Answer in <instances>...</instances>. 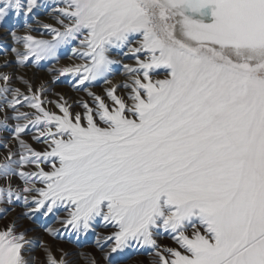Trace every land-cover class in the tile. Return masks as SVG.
<instances>
[{
    "label": "snow or ice",
    "instance_id": "obj_1",
    "mask_svg": "<svg viewBox=\"0 0 264 264\" xmlns=\"http://www.w3.org/2000/svg\"><path fill=\"white\" fill-rule=\"evenodd\" d=\"M64 5L55 11L71 23L59 20L64 31L45 25L52 40L12 33L26 49H12L19 63L54 57L62 44L83 37L86 50L78 54L90 64L60 74H75L81 85L101 78L111 85L108 76L120 61L110 53L127 49L123 54L135 57L136 66L123 65L131 83L122 87L132 103L116 95L119 86L106 89L111 109L90 92L98 106L94 113L84 104L82 126L80 114L73 118L66 104L58 103V116L45 110L39 93L29 97L7 83L0 86V99L17 113L12 118L24 121L13 129L19 159L9 153L0 163V179L19 175L25 185L0 187V203L27 205L29 196L22 193H36L32 212L44 209L47 215L67 206L63 223L77 233L100 217L117 229L107 237L113 253L151 249L153 264H264V0ZM37 6V0H0V21ZM158 71L164 77L154 79ZM22 101L37 112H20L15 106ZM7 119L0 127L7 128ZM30 126L39 132L33 138L42 137L50 150L36 151L21 138ZM46 163L51 171L41 167ZM28 165L39 170L23 171ZM162 234L179 247L161 250ZM31 243L14 226L0 230V264H30L22 250ZM45 251L47 264H66Z\"/></svg>",
    "mask_w": 264,
    "mask_h": 264
},
{
    "label": "bare ground",
    "instance_id": "obj_2",
    "mask_svg": "<svg viewBox=\"0 0 264 264\" xmlns=\"http://www.w3.org/2000/svg\"><path fill=\"white\" fill-rule=\"evenodd\" d=\"M37 2L38 6L33 9L32 13L28 15L22 13L19 16L11 14L3 21H0V75L7 74L10 77L8 82L0 80V86H4L5 83H7L9 88H19L24 95L29 97H31L33 93L40 94L41 86H43V92L46 94L43 97L48 101L47 104L50 102H58L55 96L61 93L63 97H66V101L70 106L72 105L75 108L80 107L81 109L85 108L84 104H87L89 108H91L92 105H94L93 107L96 106L95 104H97V101L94 99L93 95L89 94L90 92L94 93L96 96H103L107 100L112 101L110 97H108L106 91V89L112 86H119L116 92L118 97L125 100L129 98L130 90L122 87V85L124 83H131V79L130 74L125 72L123 65L129 64L135 67L136 60L131 54H123L127 49H113L110 53L112 59L120 61V63L112 66L113 72L108 76V79L112 81L111 85L106 84L101 78L92 82L85 81V85H87L86 88L85 85L79 84V77L75 74H60V70L63 68L90 64L88 58H81L78 54L86 50L84 46L80 44V39H83V37L62 44L57 49L54 57L37 60L35 57L30 56L23 65L19 63V58L12 49L17 48L20 51H26V49L23 48L22 44H17L12 33H15L16 36L32 35L37 40H52L53 33L51 29L46 28L45 25H51L52 28L64 31V26L59 23V20L63 19L65 24L71 23V21L63 17L59 12L55 11V9L65 6L64 0H37ZM207 19L210 20V18ZM74 49L77 50V52L74 53ZM141 58L143 59V57ZM161 76H164L163 71H158L155 73L154 79ZM33 77L38 78L40 83L37 87V91L34 92L32 90L30 92L28 89L29 86L32 89L31 79ZM25 81L27 83H25ZM43 97L40 95V98ZM9 99H11V95H9ZM22 104L23 106H21V104L15 106L20 112L29 114L37 112L36 109L29 107L27 102L22 101ZM0 106H3L2 110H0V120H4L5 116L8 117L6 122L7 128L0 127V147L8 148L11 153H14L15 155L12 156V159H19L20 146L18 140L15 139L13 129L17 123H23L24 121H18L12 118L17 113L13 108L8 107L3 99H0ZM34 136H37V129L31 128V126L26 130V133L21 134V138L33 149H35V146L31 141ZM40 140L42 141L43 138L41 137ZM0 163H4V161ZM21 180L23 184L20 189H23L25 185L22 178ZM22 195L29 196V203L25 205L23 201L14 202L12 203L13 209H18L23 215L25 214L29 217H34L41 213L40 211L42 209L36 212L31 211V209L35 207V205L31 203V193H22ZM69 227L70 226L65 225L64 231L69 229ZM162 235L170 237L168 234ZM25 238L28 241L32 239L27 236H25Z\"/></svg>",
    "mask_w": 264,
    "mask_h": 264
},
{
    "label": "rangeland",
    "instance_id": "obj_3",
    "mask_svg": "<svg viewBox=\"0 0 264 264\" xmlns=\"http://www.w3.org/2000/svg\"><path fill=\"white\" fill-rule=\"evenodd\" d=\"M163 77L164 76L157 77V79ZM31 80L32 90L35 92L37 91L40 80L34 77ZM40 95L43 97L46 94L40 92ZM62 95L61 93L56 94L55 98L58 99V102H50L48 104V101L45 100L46 98H41L44 102L42 106L50 113L63 116V112L58 107V103L66 104L73 118L76 114H80L82 118L80 123L82 126H86L87 109L70 106L66 101V97ZM100 97L110 109L115 107L113 101L107 100L103 96ZM123 100L127 104L132 103L129 98ZM95 105V107H97L98 102ZM93 106L94 105L91 106V109H93L95 113L97 108ZM96 119L97 123L103 126L98 116ZM38 133L37 131V136L39 135ZM31 142L34 143L36 151L43 152L45 150H50L49 144H43L41 140L33 138ZM9 153L10 150L8 148L0 147V162H5V158ZM41 167H43L45 171L52 170L50 164L47 163L41 165ZM23 170L38 171L39 169H37L35 165H28L25 166ZM9 183L14 189H20L23 184L18 175L11 177L10 180L0 179V187L6 188ZM36 187H45V185L43 183H37ZM31 194L32 196L37 195L36 193ZM65 204L67 205V202H65ZM4 209H7V211H3ZM40 212L41 213L37 216L29 217L28 215H23L18 209H13L12 204L0 203V230L8 228L9 226H14L16 233H23L25 236L32 238L29 240L32 243L26 244L24 250H22V254L25 259L29 260L30 264H47V253L45 249H48L57 259L63 257L66 264H92L93 260L95 264H153L155 256L154 253L150 254L151 249L130 247L123 250L118 249L113 253L111 248L114 246V241L107 239V237L112 236L117 229L111 225L105 226V222L100 217L96 218L92 223L91 229L86 233H77L75 230L71 229V226L64 231L65 224L63 222L69 218V207H54L53 212L47 215L44 214V209ZM49 228L56 230L58 235H52L46 231V229ZM97 241H99V243ZM158 243L161 245V250L169 247H179L166 235H161L158 238Z\"/></svg>",
    "mask_w": 264,
    "mask_h": 264
}]
</instances>
